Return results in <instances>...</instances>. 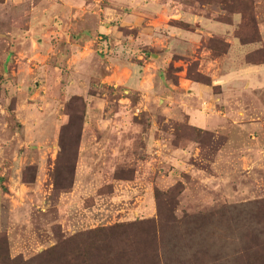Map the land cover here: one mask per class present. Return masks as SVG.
I'll list each match as a JSON object with an SVG mask.
<instances>
[{"label":"rangeland","instance_id":"rangeland-1","mask_svg":"<svg viewBox=\"0 0 264 264\" xmlns=\"http://www.w3.org/2000/svg\"><path fill=\"white\" fill-rule=\"evenodd\" d=\"M171 3L188 22L168 18L170 26L227 24L212 27L219 38L211 46L245 37L228 41L236 70L187 53L184 43L174 52L181 59L164 58L141 88L78 80L66 90L49 68L37 74L0 61V264H233L235 251L240 264H264V88L247 93L233 77L248 53L264 57V0ZM229 4L248 6L254 21L226 11ZM4 24L0 12V33ZM193 82L203 84L200 95L186 92ZM213 119L220 127L206 128ZM205 223L207 251L196 253L188 233Z\"/></svg>","mask_w":264,"mask_h":264},{"label":"crops","instance_id":"crops-1","mask_svg":"<svg viewBox=\"0 0 264 264\" xmlns=\"http://www.w3.org/2000/svg\"><path fill=\"white\" fill-rule=\"evenodd\" d=\"M29 1L0 0V12L6 21L3 33H0V44L6 42L5 53L0 61L12 69L26 66L30 67L31 73L37 69V74L49 68L51 74H55L53 80H65L66 90L75 89L78 80L95 85L115 87L130 84L141 88L145 77L152 78L151 71L158 70L159 64L167 62L164 58L174 56L175 60L181 59L182 55L174 52L179 45L184 49V43L190 44L185 49L187 53L200 50L208 56L211 65L218 64L223 70V67L230 71L236 70L233 68L240 62L237 58L233 63L229 50L220 56H213L207 47H201L202 35L199 32L209 39L216 34L211 30L213 26L223 29L222 26L227 24L199 20L194 24L198 23L204 29L196 28L195 31L185 26L168 25V18L184 25L188 22L181 14L185 8L171 3V0H31V6L28 5ZM183 38L190 41L186 42ZM225 41H231L233 46L239 40L234 38ZM244 46L240 43L237 47ZM113 55L117 58L115 63L108 60ZM227 60L230 61L228 65ZM40 62L45 66L40 65L38 68ZM242 68V75L233 74L238 89H246L248 93L264 88V63H246ZM147 71L150 73L147 74ZM17 72L20 74L21 70L17 69ZM208 76L212 79L210 73ZM149 80L146 81L147 85L151 82ZM191 86L193 89L186 91L190 92L189 96L200 95L203 84L193 82ZM186 112L189 115L191 113L187 108ZM212 113L226 118L220 110ZM245 114L246 110L240 109L238 116L243 117ZM220 120H210L206 128L214 129V125L220 127L219 122L223 121Z\"/></svg>","mask_w":264,"mask_h":264},{"label":"trees","instance_id":"trees-1","mask_svg":"<svg viewBox=\"0 0 264 264\" xmlns=\"http://www.w3.org/2000/svg\"><path fill=\"white\" fill-rule=\"evenodd\" d=\"M248 1H246V3H247ZM241 5H228L227 7H226V11H228L229 13H236V14H238V13H240L241 14V17H242V21L244 20V22H250V23H252V21H254V19H252V17L251 16H248L249 15V12L247 11L248 10V6L247 7H245L244 5H242L243 6V8L244 9H239V7H240ZM236 8H238L237 10H236ZM222 18V17H221ZM241 21V20H240ZM175 22H179V23H182V22H180V21H175ZM183 24V23H182ZM235 37H237L239 40H240V42L241 41H243L244 43H245V41H246V39H245V37H243L241 34H238L237 33V35L235 36ZM212 38H219V37H212ZM212 38H209V39H207L208 41V46H206L210 51H211V53H212V55L213 56H220V55H222V54H224V53H226L227 52V50H228V48H229V43H227L224 39H222V40H218V39H216V41H214V43L217 45V46H221V47H219V49H220V53L219 54H215V48L217 47V46H215V44H213L212 46L209 44V40L210 39H212ZM221 39V38H220ZM213 41V40H212ZM248 42H251L250 40H247ZM243 42H241V43H243ZM214 48V49H213ZM258 53H259V51L258 50H256V51H254V52H252V53H248V55L246 56V58H247V63H251V64H261V63H264V57H260L259 59L257 58V59H254V57L256 56V55H258ZM261 54L262 55H264V50H263V52H261ZM76 97V96H75ZM72 99V98H71ZM82 100V99H81ZM83 101V100H82ZM85 110V108L83 107V111ZM83 113V112H82ZM67 115H69L68 113H66ZM68 118H69V116H68ZM70 123H69V119H68V121L66 122V124H65V126H63L62 128H65L63 131H64V133L65 132H68L69 131V129H71V126L69 125ZM61 130V131H62ZM61 134H62V132H60V136H61ZM64 140V138L63 137H59V146L61 147H63L64 146V143L66 144V141H63ZM212 229V228H211ZM209 230V227H206V223L205 224H199V225H196V226H194L193 228H192V231H190L188 234H190V236H192V238H193V240H195L196 241V244L198 243V246H197V249H196V253H201V252H205V251H207V247H206V239H204V238H200L199 237V234H201L203 231H208ZM187 234V235H188ZM208 243H209V245H210V247L212 248V246H211V241L209 240V238H208ZM212 249H214V248H212ZM214 256H218L217 258V261H221V255H220V253H216ZM186 257V256H185ZM184 258V256H174L173 257V259H183ZM232 260H233V264H240V260H241V257L239 256V255H237V253H236V251H235V253L233 254V256H232ZM256 260H257V257L255 258V260H254V262H250V260L249 261H247V264H254L255 262H256ZM160 262L161 261H156L154 264H160ZM165 263H167L168 264V261H165ZM173 264H174V262H173ZM220 264V263H219Z\"/></svg>","mask_w":264,"mask_h":264}]
</instances>
